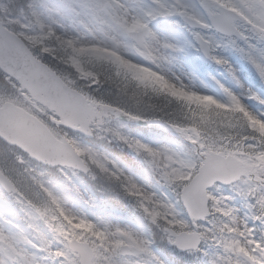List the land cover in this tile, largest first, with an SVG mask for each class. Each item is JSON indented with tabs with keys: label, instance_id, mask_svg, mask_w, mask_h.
<instances>
[{
	"label": "snow or ice",
	"instance_id": "snow-or-ice-1",
	"mask_svg": "<svg viewBox=\"0 0 264 264\" xmlns=\"http://www.w3.org/2000/svg\"><path fill=\"white\" fill-rule=\"evenodd\" d=\"M155 3V9L145 15L155 18L178 14L185 18L194 29L198 50L215 64L229 67L227 59L216 54L215 49L231 44L264 78V0H199L198 11H191L181 0L170 7L159 0ZM146 26L136 21L132 28ZM49 58L56 59L50 46L35 36L17 29L0 32V81L6 86L0 89V132L23 119L22 107L30 105L35 96L59 94L62 86L53 75L59 69L52 67ZM127 74L152 93L189 107L185 116L188 126H170L176 128L190 149L184 154L167 146L152 149L139 141L128 144L126 137H120L129 148L145 157L149 168L158 176L157 184L172 193L175 202L131 180L122 182L119 167L108 170L109 176L121 183L125 194L136 201L137 209L149 222L166 234L170 249L208 256L201 247L207 244L217 249L209 264H264V128L210 109L201 108L197 113L185 99L193 94L192 90L178 87L164 77L161 79L165 83L161 84ZM80 83L76 81L77 86ZM83 83L89 92L101 86L98 79ZM253 97L246 111L264 121V93L259 97L253 93ZM133 119L140 122L144 117L137 115ZM50 123L55 126L54 121ZM60 126L67 132L77 131ZM0 145L4 148L0 165L10 166L18 156L27 155L7 135H0ZM194 191H198V198L193 196ZM225 191L229 194L224 195ZM237 199L244 203L243 216L232 205ZM178 206L187 219L177 212ZM57 211L59 216L49 215L47 209L40 212L42 217H47L52 240L42 242L39 247L33 245V252L22 258L11 245L0 248V264H120L117 256L125 241L119 237H126L131 246L147 254L148 264H165L163 255L153 250L151 240L120 227L110 231L106 225L101 229L87 216L73 215L59 204ZM11 239L18 243L14 237ZM167 250L164 249V254Z\"/></svg>",
	"mask_w": 264,
	"mask_h": 264
},
{
	"label": "rangeland",
	"instance_id": "rangeland-1",
	"mask_svg": "<svg viewBox=\"0 0 264 264\" xmlns=\"http://www.w3.org/2000/svg\"><path fill=\"white\" fill-rule=\"evenodd\" d=\"M69 1L72 4L67 3V0H60L58 2H54V0H33V3H39V6L33 9L31 13L39 20L38 27H41L42 31H37L36 28L31 30V16L24 14L14 15L11 0H0V6L6 14L4 18L9 23L18 25L20 30H23L27 35L38 38L44 32L53 31L66 44H75L78 47L100 51H116L124 61H128L141 68H146L150 65L156 69L155 73L171 81L178 87L184 86L186 89L192 90V95L196 100L213 99L224 107L228 106L231 98L236 100L246 112L249 123L253 127L264 128V121L251 117L246 111V109L251 107L248 102L254 99L253 93L257 97L264 93V88L261 87L263 82L259 81L261 85L257 83L253 87L247 84V78L249 80H259L261 77H256L239 60L229 63L234 81L231 79L227 81L221 78L218 80L217 85H212L209 80L216 79L215 75L209 73L201 75L196 72L198 64L187 47V43L173 30H168L167 23L152 20L145 15L148 9L146 0H99L101 3H88V0ZM105 1L107 3H104ZM186 7L191 11H198L199 0H187ZM136 21L146 23L152 27V34L147 40L148 55L146 58H142L136 54L135 43L127 36L128 30L140 29L132 28L133 23ZM223 56L230 61L229 56ZM71 64L74 65V69L83 81H96V75L90 70L83 69L76 60H71ZM61 73L63 78L68 82L72 83L74 81L68 71ZM262 79L264 80V78ZM220 85H223V88ZM246 86L249 88H246ZM257 102L259 101L257 100ZM124 116L127 118V114L123 111L121 117L107 113L103 117V124L115 118L122 121V117ZM155 127L160 126L156 125ZM97 128L98 125L95 122L93 130L96 131ZM117 133L119 137H126L128 144L135 145L136 141L141 143L139 135L126 134L122 131H118ZM173 133L178 135L182 140H185L178 132ZM68 138L82 154L87 155L90 161L95 162L99 160L97 163L104 162L103 154L87 148L78 136L68 135ZM165 146L181 153L180 147L167 137L149 144V147L152 149H160ZM1 147L3 148V146ZM110 161L112 163L109 167L111 171H115L116 167H119L120 175L123 173L129 180L146 190L155 191L157 194L172 199L175 202L174 195L162 185L157 184L158 176L149 168L148 164H146L145 172H143L134 167H125L124 163L118 159H111ZM18 162L21 163V166L17 164ZM5 167L9 170V176L14 180L16 185L21 187L30 198L36 197V190H29L31 188V181L28 179L26 173H29L33 179H37L43 176V172L49 171L38 170L29 161L25 160L24 157H18L15 163ZM61 174L70 183V186L73 185V189L59 188V185L47 184L43 181V187L53 196L60 207L67 212L70 211L73 215L87 216L93 223H98L101 229L106 225L110 231H114L116 227H120L131 231L137 237L147 239L141 229L135 228L128 222L105 218L100 213L94 212L93 209L98 210L95 204L96 196L85 185L78 173L68 168H62ZM40 183L41 180H39ZM37 190L40 193L42 188ZM223 190L221 189V191ZM223 194L228 195L229 193L225 191ZM69 196H73L74 198L68 199L67 197ZM2 202L7 207V204L4 201ZM24 205L27 224L18 223L20 224L18 228L11 222L13 219H16L13 212L5 209L3 205L0 208V235L2 240L5 239V243H7L4 247H2L3 243H0V248H7L10 245L15 247L16 252L20 253L19 258H22L25 254H31L34 250L33 245L39 247L42 242L51 240L52 235L47 227V217L40 215L42 210L32 203L25 202ZM88 206L91 207L92 212L87 209ZM180 208H177V212H180L187 219L188 217L183 213L181 206ZM236 208L240 210L239 214L243 216L244 212L238 206ZM13 237L18 243H15L11 239ZM119 239H123L126 244L131 245V242L126 237H119ZM216 251L213 255L216 254ZM117 259L120 262L118 256ZM148 261V255L141 252L138 259L126 258L124 264H134L135 262L145 264ZM165 264L169 263L165 260Z\"/></svg>",
	"mask_w": 264,
	"mask_h": 264
},
{
	"label": "trees",
	"instance_id": "trees-1",
	"mask_svg": "<svg viewBox=\"0 0 264 264\" xmlns=\"http://www.w3.org/2000/svg\"><path fill=\"white\" fill-rule=\"evenodd\" d=\"M96 70H97L98 74L100 75V77L103 79L102 81L104 83V86L109 87L108 88L109 94L107 95V97H104V98L101 97V100L105 101V102L116 104V92L121 90V88L116 86V83H118V84H123V83L121 82L120 79L116 80L115 76L112 74V72L109 69L98 68ZM127 75L123 79L126 81V83H128V85H131L133 82V79ZM155 81L158 83H161L160 81H158V79H155ZM86 93L90 97H93L94 95H99L97 92L92 93V92L86 91ZM185 99L188 101L190 100V98L187 96L185 97ZM169 100L172 101V104H171V102H169ZM119 105H123V106L128 107L130 112L132 110L131 107L128 106L124 102L120 101ZM179 106H181V104L177 103L175 100H172L171 98L166 99L163 95H161V98H159L158 102H156V101L149 102L148 100H144V103L142 104L141 110L136 111V108H133L134 110H132V113L135 116L141 115L142 117H144L145 120L159 118V119H163L165 121H168V122H171L174 124L187 125V122H185L183 119L177 118V114L179 111V109H177V108H179ZM128 127L131 129L142 128L141 126L136 125V124H134L133 126L128 124ZM113 149H114V147H113ZM118 150H120L121 154L125 153V152L128 153L127 148H125L124 146H121V145H119V147L116 145V151H118ZM136 162H137V160H136ZM112 181L116 182L115 180H112Z\"/></svg>",
	"mask_w": 264,
	"mask_h": 264
},
{
	"label": "water",
	"instance_id": "water-1",
	"mask_svg": "<svg viewBox=\"0 0 264 264\" xmlns=\"http://www.w3.org/2000/svg\"><path fill=\"white\" fill-rule=\"evenodd\" d=\"M56 105L59 112L63 115L65 123L69 126L76 127L77 123H81V130L85 131L91 119L87 118L90 113L91 105L87 104L84 97L76 91L69 90L65 92L59 90L58 95L48 96ZM28 130H33V125H28ZM198 191L193 192V196L198 198Z\"/></svg>",
	"mask_w": 264,
	"mask_h": 264
}]
</instances>
